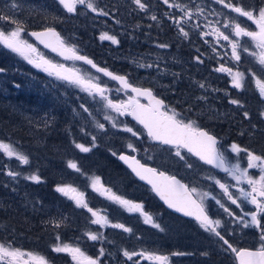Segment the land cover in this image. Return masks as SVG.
<instances>
[{
  "label": "rangeland",
  "instance_id": "374dc122",
  "mask_svg": "<svg viewBox=\"0 0 264 264\" xmlns=\"http://www.w3.org/2000/svg\"><path fill=\"white\" fill-rule=\"evenodd\" d=\"M123 3H121V6H124L123 9L127 7L126 0H121ZM53 3V7H46L45 9L49 10L53 13V9L58 12L55 13V17H57V21L60 22V24L54 26V23L47 24L48 26H51L50 28L59 29L60 32L68 38L73 45L78 47V41L79 38L77 37V33L79 32V29H81V25L79 23L80 20H86L85 28L87 26H90L94 29V32L91 33V35H97L100 37L102 33H105L106 31L103 29L104 24H100L99 27H95L94 23L96 22V17H98V13L92 17L89 15V13H93L90 10L86 9L85 7L78 6V10L76 13H68L66 10L62 8V6L59 5L58 0H39L37 2L38 8L42 9L43 3ZM96 3V0H94ZM12 3L8 2L6 0H0V14L8 15L9 10H14L12 8ZM117 7L122 9L119 5V2L117 1ZM126 3V4H125ZM253 5V4H252ZM155 7L153 6V10ZM52 16L55 20V17ZM14 18L18 19L23 24V16L14 15ZM237 15L235 16V18ZM81 18V19H80ZM99 18V17H98ZM244 17H239L237 19V22L241 23L242 27L244 26ZM152 19L147 20L148 24H153ZM128 25V24H126ZM254 26V25H253ZM14 26L11 24H7L4 22H0V28L11 30ZM24 27V26H23ZM47 27V26H46ZM116 27V26H114ZM88 29V28H87ZM108 29V28H107ZM118 29V27H116ZM255 31H258L256 25H255ZM90 34V33H89ZM22 38L27 40L28 43L32 44L36 49L39 55H42L45 59L54 61L52 59V55H50L49 52L46 50H42L35 41H32L29 36L27 35V30L24 28V32L21 34ZM84 36H87L86 34L82 33L81 38ZM163 39V36H155L156 41H160ZM95 45L97 43L95 42ZM241 46L238 48V51L240 52L241 59L239 61H236L232 57V52H229L226 56V53L221 51L218 55L217 52H215V55L218 56L220 62L218 65H214L213 68L210 67L208 64H203L198 62L195 58L197 55H195V52L193 49L185 48L183 50L189 51L192 53V59H191V66L193 69H195L194 72H191V70H188V81L191 80V76L193 74L202 75V80L198 79L194 81V84L197 83H203L205 85L204 88H201L200 86L196 87V89H189L184 88L185 81H183L180 77V70L176 68V66L179 64V56L176 50H169V48H159L154 49L153 51L157 52L153 53V55L145 56L143 58V61L139 62L138 65L136 63L135 55L133 54H126L123 55V60H129L131 62V75L137 76L139 72H142L145 76L143 77V80L145 83H151L153 87H155L157 90H159L160 93L165 92L169 95V100L171 101V105L175 107L176 112L181 114V117H183L185 120H194L196 121L197 125L201 128L209 129L211 132L219 133L217 134L218 137L223 138L225 143L223 144V151L225 154L226 159L228 162L232 165L239 164L241 169L247 168V155L244 152H241L239 154L231 152L230 145L232 143L238 144L242 148H246L249 151H252L255 153L254 149L251 146L253 142H255L257 138V132H260L262 129L259 126H264V117L260 115V120H255L257 118V113L259 107V112L264 111V99H262L259 95L258 89L255 85L252 73H255L257 77L264 79V71H262V66L258 63V57L260 56L261 52L264 51L256 46V42L251 40H245L244 42L239 43ZM2 48H4L3 45H1ZM86 46H89L86 42ZM91 47H93V43L91 44ZM232 51V48L229 46ZM244 48H247L248 51H243ZM9 54H13L15 56L16 61L19 64H14L13 61L11 63L7 64V67L1 66L5 69L4 72L0 73V93H8L10 91L9 86H14V81L18 80L19 84L22 81L24 83V87H28L30 89L35 88L36 86V78H29L28 80L23 78L26 77L22 72H19V69H21L24 65V63L30 68L34 70L37 69L40 72H42L44 75H48V73L42 71L41 69H38L34 67L33 65L29 64L25 59L18 56L16 53L11 52L9 49L4 48ZM181 50V49H180ZM182 50V51H183ZM180 55V54H179ZM167 56L168 58L164 57ZM225 57V58H224ZM230 57V58H226ZM181 58V55H180ZM224 58V59H223ZM182 59V58H181ZM201 60V59H200ZM203 61V60H201ZM247 71L244 73V87L243 89H235L232 87V77L225 72L227 75H224L225 73H219L215 72L213 70L219 68L222 64H225V66L230 67L233 71V73L237 71H241L240 66L244 62H246ZM141 65H144V67H141ZM147 65H151V67H147ZM72 67L75 68L82 76H84L86 79H92L93 82L100 83L102 86L106 87L107 89H114V86H111L109 82L106 79H102L97 73L91 72L89 69L84 67L83 65H77L76 63L72 64ZM11 69L13 71H11ZM244 69V68H243ZM18 72V75L15 76V74ZM243 73V72H242ZM247 73V74H246ZM47 76V82H43L40 84L42 87L53 90L54 97L57 98L56 102L54 103L55 106H59L62 102V99H65L67 106V112L69 114V117L66 118V130L69 134H72L71 132L72 128H76L78 132H80L82 143H85V147L92 146L94 143L95 146L91 148L89 152H92V154L87 155V159L91 162H96L101 159V154H103L104 157L111 156V158H105L106 161L110 159H117V156L119 152L124 147L127 150H130L127 148L128 143H133L131 141L132 135L128 132H125L123 129L127 125L126 118L123 117V115H120L119 113L113 111L112 109L108 108L106 106V101L101 99L99 96H93L89 95L87 91L82 90L81 87H78L73 84H69L68 82H64L63 80L57 79L54 75ZM224 77H227L224 78ZM15 78V79H14ZM23 78V79H21ZM38 81V80H37ZM228 81L225 86L227 85L229 89L220 87L221 84L224 85V83ZM199 84V85H200ZM66 85V86H65ZM17 88H21V86L16 85ZM64 87V88H62ZM248 87V90H250V93L252 95V99L248 100L250 97L245 92ZM63 90H70L69 93H64L60 91V89ZM79 89V90H77ZM76 90V91H75ZM78 91V94H77ZM238 92V98L239 101L241 100L240 97H242V100H248L246 108L244 109L243 103L239 105L232 104L230 101L235 99V96H237ZM120 94L117 90L114 92L113 90L109 92L108 94H105L109 99L113 101V99H116L117 95ZM173 99H172V97ZM241 95V96H240ZM77 99V103L74 104V98ZM258 98L262 101L261 104H259ZM61 102V103H60ZM114 102V101H113ZM189 103V104H188ZM72 105V106H70ZM83 105V107H81ZM259 105V106H257ZM65 106V105H63ZM70 106V109L68 108ZM84 108H87L88 111H84ZM257 109V111H256ZM238 110H242L241 112H237ZM247 111L249 113V117L245 118L243 113ZM260 114V113H259ZM105 116H110L112 120H106ZM48 122H51V118L48 117ZM113 122L117 125L116 127H113ZM98 124H103L104 128L101 129L98 127ZM263 131V130H262ZM214 133V134H215ZM93 137H95V140H93ZM97 140V142H96ZM93 142V144L91 143ZM69 145H73L74 143L68 141ZM134 144V143H133ZM159 151H162L158 149ZM176 150H165L164 155L157 158H146L149 162L154 163L155 165L159 166L163 170H167L168 168L169 172L174 175H178L182 180H184L187 184L191 185V188H196L197 193H194L199 200H201V195L203 193H210L211 196H215L217 199L221 201L224 205L230 204V201L226 198V196L223 194L222 190L220 189L219 185L215 183V180H219L221 183L224 181V175L220 174L219 172H216L212 168H208L204 166L201 162H198L196 159H194L192 156L182 153V155L185 156V160H181L178 156L175 155ZM115 152L116 155L114 156L112 153ZM96 156L95 158L91 156ZM187 163H191L193 165L192 168L187 167ZM253 170L256 168H252ZM250 171V170H248ZM8 174V173H7ZM249 175V174H248ZM9 176V175H8ZM250 176V175H249ZM11 177V176H10ZM211 177V178H210ZM77 182V181H75ZM130 185L132 188L130 190H127L117 184L119 187V192L125 193V196L122 195L124 199H127L129 201H132L136 199V197L145 198L150 206L151 209V215L157 217L156 221L160 222L162 224V220H165L167 224L171 226L170 227H164L156 222V224H159V228H155L152 225L150 226V233L151 235H145L143 237L144 239L149 238V244H154L155 240L153 238H160L164 237L166 243H173L176 244L180 242L179 237H183L186 242L192 241L190 240L191 237H193L195 234L193 231H197V227L192 221H186L182 219H178L177 217L173 216L171 212L164 209L163 207H160L159 204L154 201V198L150 189L147 186H142L138 184L134 179H130ZM127 192V194H126ZM9 193V194H7ZM17 195L18 192H15L13 188H9L7 186L5 193H3L0 196V204L5 206V202L10 201L13 199L15 202L17 201ZM106 196V195H105ZM104 196V197H105ZM211 196L205 197L203 199V204L205 207H209L212 215H214L216 218H220L221 222L224 224L227 220L225 218V215L227 213L216 203L215 200L211 199ZM104 209L111 210L110 215L108 212H103L100 208L95 209V211H99L101 215L107 216L110 224L120 223L124 224L126 227L130 228L135 221H141L144 222V217L139 215L138 212H129L125 207L115 203L112 200H105V198H101ZM135 203V202H134ZM255 211V206H249L248 212ZM81 213H77L76 216L78 218L76 219V229H71V232L67 235V238L65 239V242L59 241V243L63 244H69L73 247H80L81 244H86L84 251L86 254V251H88V248L93 251L95 249L94 253H97L98 255H91L90 257L97 259L98 264H129L128 259L123 255V251L127 250L128 252L132 253L133 248L130 244L131 235L133 234V230L129 232H124L122 229L113 228L110 225L105 227H94L90 222L87 220V215L84 210H79ZM61 217H64L65 213H63V216L59 213L58 214ZM263 215V214H262ZM53 216V215H52ZM55 217V216H54ZM91 217H93L91 215ZM113 218H116L117 220H114ZM251 217L249 216V221ZM69 221H74V219H70L65 221L64 223H69ZM1 223V222H0ZM60 224H64L62 222H58ZM3 226V223H1V227ZM201 228V227H200ZM154 234L151 232L152 230ZM225 229L228 232V235L231 238H237L239 235H243L247 232V230L251 229L252 233L254 235V240L252 239V244L249 247H258L260 246V229L252 226L245 228L243 226V223L239 220L235 223L231 224L227 221ZM202 230V228H201ZM205 231V230H204ZM87 232H93V233H102L103 236L101 239L97 241H92L87 238L85 233ZM166 232V237L164 236V233ZM171 232V233H170ZM206 232V231H205ZM250 234V233H246ZM212 234L209 232H206L201 234L200 237L202 238L203 243L200 245V243H197L195 245L198 246L196 250L192 249L191 251H194L196 254L201 255L202 259L208 264H213L211 262V256L212 253H218L219 255L222 253H226L223 249L222 245L217 243L216 241H213L211 238ZM7 238L8 236L5 234L4 236ZM254 241V242H253ZM0 243L10 244L11 246H14V243H11L9 240L0 241ZM23 247L25 242H21ZM188 244V243H187ZM157 245V243H156ZM200 245V246H199ZM21 249V245L19 247H14ZM104 249L103 255L100 254V249ZM204 253H207L206 255ZM90 253H88L87 256H89ZM177 257V256H176ZM133 258V257H132ZM169 261L175 260V258L171 255H169ZM211 259V260H210ZM184 264H186L185 258L182 259ZM215 260H219L220 264H224L221 261V258H217ZM212 260V261H215ZM135 263L137 261L135 260ZM215 263V264H219ZM233 263V262H232ZM52 264V262H51ZM76 264V263H75ZM148 264H152L149 263ZM204 264V263H201ZM227 264H229L227 262ZM235 264V263H233Z\"/></svg>",
  "mask_w": 264,
  "mask_h": 264
},
{
  "label": "snow or ice",
  "instance_id": "6c2138e0",
  "mask_svg": "<svg viewBox=\"0 0 264 264\" xmlns=\"http://www.w3.org/2000/svg\"><path fill=\"white\" fill-rule=\"evenodd\" d=\"M58 3L68 13H76L78 6H84L93 13H98L104 16L109 15L108 12L98 8L94 0H58ZM132 3L135 4L141 11H146L148 9V5L144 2V0H132ZM163 3L168 5L170 8H178L181 11H184V15L189 19L191 18V13L185 10L182 5L169 3V0H163ZM215 3L222 5L223 8L237 14L236 18H232L228 23L224 24L225 28L231 27L232 33L235 37L251 38V40L256 42V46L258 48L264 50V4L259 7H245L240 3V0H236V2H233V0H215ZM11 7L16 8L17 5L13 3ZM239 17H244L247 18L248 21H252L256 25L258 31H250L247 28L242 27L241 23L237 22ZM151 19L156 20L157 17L153 15ZM0 22L14 26L11 30L0 28V45H3L4 48L16 53L18 56L25 59L29 64L48 73V75H54L57 79L81 87L82 90L87 91L89 95L99 96L107 102L106 106L108 108L120 115H132L139 124L143 125L148 137L163 145L173 146L176 149L175 155L181 160H185V156L181 154L180 150L186 149L187 153L197 157L204 164L222 169L224 172L232 175L237 183L245 180L251 186L252 190L250 192H246L243 188H241L239 191L241 196L247 199L248 203L255 205V211L244 213V216L251 217L250 221H245L244 216L236 218L243 222V226L245 228L254 226L260 229V247L256 250L246 248L237 249L229 242V240L225 239V237L221 235V232L217 230L221 227V221L218 219H211L205 211L203 204V199L211 196L210 193H203L201 195V200L198 203L192 196L193 193H197L196 188H189L187 185L182 184L179 180H177L175 176H168L164 172H158L154 168L141 164L135 156L123 154L119 156V159L128 163L129 167L132 168V171L135 172L141 180H147V182L152 185L153 191H155L157 195H159L160 198L168 204V207L175 208L177 211H183L187 216H195L196 220L199 221L201 227L204 228L205 231L213 233L220 241L223 242V245L227 246L225 250H231V252L236 255L239 264H264V215H262L264 214V155H257L246 148L240 147L236 143H232L230 145L231 152L236 154L241 152L246 153L247 168L241 169L238 163L232 165L231 168L226 166V157L224 152H222L220 147H218L219 142L217 137L212 135L209 131L199 127L196 121L181 118L180 113L176 112L174 109H169L163 100L158 99L155 95H153L151 89L134 87L128 82L125 76L115 75L106 68L98 67L87 56L79 55L74 47L66 45L61 39L60 34L56 32L54 28H46L43 32L31 33V35L35 36L42 44L45 45V47L51 48L54 52H58V54L63 56L65 59L83 61L84 63L91 65L92 68H95L97 72H101L104 76L110 77L114 81H118L123 89H130L132 93H135V96L130 97L127 102L115 103L105 95V92L108 91V89L100 83L93 82L92 79H86L79 72L67 69L61 64H54L51 60H47L42 55H39L37 49L32 44L28 43L27 40L22 38L21 34L24 32V27L21 21L11 15L0 14ZM174 23L178 27L180 34H182L183 37L188 38L189 33L181 26V20L176 19L174 20ZM214 31L218 38L229 41L232 48V57L234 60L239 61L241 59L240 52L238 51V48L241 47L239 43L231 40L229 35L221 32L218 28ZM210 34L211 33H203V35ZM99 38L102 41H111L112 44L119 43L115 36L109 35L108 33H102ZM158 46L161 48L169 47L167 44H160ZM243 51L247 52L248 49L244 48ZM195 59L200 63L203 62L200 60L199 56ZM258 63L262 66V71H264V51H262L258 57ZM141 67H144V65H141ZM147 67H151V65H147ZM215 70L218 72H227L232 77V87L235 89H243L244 73L239 71L233 73L231 68H226L223 65ZM4 71L5 69L0 67V73ZM252 76L260 97L264 99V79L257 77L255 73H252ZM199 86L201 88L205 87L203 83ZM137 97L147 98L148 104H141ZM230 102L235 105L240 104V101L235 99ZM81 107H83V105H81ZM84 111H88V109L84 108ZM243 115L245 118L249 117V113L247 111H245ZM260 115L264 117V111H262ZM105 119L112 120L110 116H105ZM116 126L115 122H113V127ZM98 127L103 129L104 125L98 124ZM123 130L131 133L132 136L138 135V133L131 127L125 126ZM93 140H95V137H93ZM76 147L79 148L81 152H89L91 150L83 144H76ZM127 148L133 152L137 151V148L132 143H128ZM0 152H3L9 158L15 157L24 164L28 163V157L18 152L10 143L0 141ZM112 154L114 156L116 155L115 152ZM68 166L79 171L74 162L69 161ZM187 167L192 168L193 165L191 163H187ZM252 168L260 169L261 175L259 180L253 179L248 175V169ZM237 173H239V175H237ZM8 175L15 177L19 175V173L9 171ZM26 178L37 183H39L41 179L35 174ZM215 183L219 185L227 199L243 211L241 204L238 203L239 197L234 198L233 194L229 191L228 185L221 183L219 180H215ZM98 185L99 187H97ZM92 187L94 190L99 191L101 195H106L109 200L125 207L129 212L140 213V215L144 217L145 224H151L155 228L160 227L159 224L154 223L153 217L144 211L142 204L133 203L132 201L124 199L122 196L113 193L110 188H105L100 183L99 177L93 179ZM56 191L69 196L70 199L75 201L78 207L87 209V211L95 217L91 223L100 225L102 228L110 225L113 228L122 229L124 232L130 233L132 231L131 228L126 227L124 224H110L107 216L101 215L99 211H94L88 206V203L84 198V193L78 192L77 189L71 186H58ZM211 199L215 200L229 216H236L234 212L225 207V205L215 196H211ZM59 226L60 225L57 222L56 227ZM85 235L92 241H97L103 236L102 233L93 232H87ZM56 239L59 241L60 237L57 236ZM52 251L56 253H68L72 260L76 261V264H98L97 259L85 255L79 247H73L66 243L54 244L52 246ZM103 253L104 249L101 248L100 254L103 255ZM204 254L206 255L207 253ZM123 255L128 259H132L134 255H137V253H130L127 250H124ZM140 255L143 256L144 254L140 253ZM145 258L155 261L157 264H168L167 256L149 254ZM0 264H49V262L42 255H37L30 251H22L19 248L12 247L10 244L6 245L5 243H0Z\"/></svg>",
  "mask_w": 264,
  "mask_h": 264
},
{
  "label": "flooded vegetation",
  "instance_id": "af4514ba",
  "mask_svg": "<svg viewBox=\"0 0 264 264\" xmlns=\"http://www.w3.org/2000/svg\"><path fill=\"white\" fill-rule=\"evenodd\" d=\"M117 1L119 2V5L122 9L117 7V3H116ZM144 2L148 5V9L146 11L139 10L137 6L132 3V0H126L127 7L125 9H123L124 6H121V3H123V1L121 0H96L97 7L108 12L109 15L104 16L98 14L97 16L99 18L96 17V22L94 23V26L99 27V25L103 23L104 24L103 29L106 31L105 33L115 36L119 41L118 44H112L111 41L108 40H103V41L100 40V38L97 36L99 32L97 33V35H91V33L94 32V29L91 27V25L87 26L88 29L85 28L84 22L86 20L79 21L81 25V29H79V32L77 33V37L82 39L84 45V47H82L83 49L73 45L68 38L63 36L62 33L61 34L66 44L69 45L70 47H74L77 52L79 53L81 52L83 54L92 57L101 66L106 67L112 72H118L122 75L128 76V80L130 81V83H132L136 87L140 86L143 88L151 89L153 91V94H155L158 98L166 102V105L168 106L169 109H174L176 111L175 107L171 105V101L169 100V95L165 92L160 93L159 90L153 87L151 83H147V82L145 83L142 77L145 75L142 72H139L137 76L131 75V70H132L131 62L133 60L125 61L122 59L124 57L123 55H126L127 53L128 54L131 53L135 55L136 63L138 65L139 62L143 61V58H145V56L153 55V53L157 54V52L153 50L159 49L160 47L158 45L167 44L169 45L168 47L169 50L173 49L176 50V52L178 53L179 64L176 66V68L181 71L180 77L183 81H185L184 88L186 87L189 89H196V87H198L200 83L194 84V81H196L197 79L198 81L202 80V75L193 74L191 76V80L188 81V73H187L188 70L194 72L195 69H193L191 66L192 53L189 52L190 63H187L185 52L182 51L183 49L185 48L193 49L195 55L199 56L200 59L203 60V64H208L210 65V67H212L213 65H215L213 61V57L217 65L220 62L218 56L215 55V52H217L219 55V53L223 51L226 53V56H229L228 53L232 52L230 51L231 50L230 48L229 49L227 48L229 46L231 47L229 41H225L222 38H218L217 35L215 34L214 31L215 29L218 28L221 32H224L226 35H229L231 40L237 41L238 43L244 42L245 40H249V37H235L234 34L232 33L231 27L229 28L224 27V24L228 23L230 19L235 18L237 14L232 13L230 12V10L223 8L222 5L215 3V0H169V3L180 4L185 8V10L189 11L191 13L190 19L184 15V11H181L178 8H170L168 5L163 3V0H144ZM240 3L245 7H252V6L259 7L262 4H264V0H240ZM153 6L155 7L154 10H153ZM93 14L94 13H89L90 16H92ZM96 14L97 13H95V15ZM153 15H155L157 19L153 21L152 25L151 24L147 25L146 23L147 20L151 19ZM176 19L181 20V26L184 28L185 31L189 33L188 38H185L183 37L182 34H180L178 27L174 23V20ZM114 26L118 27V29H116V27ZM244 26L250 31H255V24L252 21H248L247 18H245L244 20ZM82 33L86 34L87 36L81 38ZM203 33H211V34L203 35ZM155 36H159V37L163 36V39L160 41H156ZM86 42L89 46H86ZM95 42L97 43V45H95ZM92 43H93V47H91ZM202 45L206 47V51H203ZM87 50H91V51H87ZM179 54L181 55L182 59L180 58ZM120 55L122 58L120 57ZM51 57L54 60L52 61L54 64L64 65L67 69L73 68L72 67L73 63H76L79 66L83 65L81 62L79 63L72 60L65 61L58 56L52 55ZM164 57L168 58L167 56ZM226 58H230V57H226ZM245 63H247V61ZM222 65L226 68H230L225 66V64ZM213 71L218 72L216 70ZM246 71L247 69L245 71L242 70L239 72L245 73ZM219 73L221 72H218V74ZM98 75L102 79H106L109 82V84H111V86H114V89H112L114 92L116 90L120 92V94H116L117 95L116 99H113L115 103L127 102L130 97L134 96L130 91L123 90L122 88L119 87V85L108 80L105 76L103 77L100 74ZM224 75L227 74L225 73ZM224 78L227 79V77ZM227 82L228 81L224 83V88L229 89L227 85L225 86ZM222 85L223 84H221L220 87H222ZM112 90L108 89V91H106L105 94H108ZM245 92L250 97L248 100H251L253 97L251 94H249L250 90H248V87ZM236 93L237 96H235V98L238 100V92ZM0 94L8 98L7 93L1 92ZM137 99H139L141 104H145V105L148 104V101L143 97H137ZM248 100L240 101L241 104L243 103L244 108L246 107L247 102L250 103V101ZM3 101L6 102L7 100L3 99ZM123 117L126 118L127 121L126 126L131 127L134 131L138 133L137 136H132L131 138V141L134 143V146L137 148V151L133 152L132 150H127V149L126 150L128 152H131L132 154H136L141 162L148 164L152 167H155L159 171H164V172L166 171L169 174H171V172L167 171L169 170L168 168H166L167 170H163L154 163L149 162L146 158L153 159V158L161 157L164 155V152L162 151L176 150V149L170 146H166V145L163 146L161 144L155 143L154 140L148 137L146 130L136 121L134 122L132 120L131 115L125 114L123 115ZM158 149L162 151H159ZM180 151L186 154V156L190 155L184 149H181ZM255 154L260 155L259 153H255ZM15 169H16L15 173H19V169L18 168ZM248 170H250L248 171V174L253 179L259 180V177L261 175V171L259 168H256L254 170L253 169H248ZM81 174H82L81 177H83L84 179L76 180L77 185L79 186L74 185L73 188L77 189L78 192L84 193V198L85 201L88 203V206L95 211V209L90 203L96 204L100 201L101 198H105V200H109V199L107 198V196L101 195L99 191L93 189L92 181L97 176L94 177L93 175L88 174L86 172L85 173L81 172ZM237 175H239V173H237ZM99 179H100V183L104 186L103 180L100 177ZM135 181L138 184H140L137 180ZM222 183L228 185L229 191L233 194L234 198L239 197L238 203L241 204L243 211H241V208H237L236 205H233L230 201V204L225 205V207L229 208L230 211L234 212L236 216L235 217L229 216L227 213V215H225V218L227 220L225 221L224 224L221 222V227L218 228L217 230L220 231L221 235H223L225 239L229 240V242L237 249L249 248V246L253 245L252 239L254 240V235L251 229L247 230L246 232V233H250L249 235L245 233L243 235H239V237L237 238H231L228 235V232L225 229V227L227 221L232 226V223L239 221V219H237L236 217L244 216V213L248 212L249 206H255L253 204L248 203L247 199L241 196L239 191L241 188H243L246 192H250L252 188L245 180H242L240 183H237V181L230 174L224 175V181ZM38 186L39 185H37V187ZM97 187H99V185ZM104 187L110 188L113 193L122 196L121 194L118 193L115 187L113 186L111 187L104 186ZM139 198L140 200H133V203L135 202L142 204L144 207V211L151 215V209L148 201L145 198H141V197ZM67 201L75 202L73 199H70L69 196L67 197ZM154 201H156L160 207H163L156 197L154 198ZM99 208L103 212H106V209L102 207ZM206 208L208 209L209 213L212 214L209 207ZM80 210H84V212H86L88 222H90V220L92 221L93 219H95V217H91V213L88 212L87 209L80 207ZM152 217L154 223L157 222L160 225L167 228L170 227L171 229V226L167 224L165 220H162L163 222L161 224L160 222L156 221L157 217L155 216ZM212 218L221 221L220 218H216L215 216H212ZM180 219L190 222L192 221V223H194L196 227L198 228L201 227L200 223L197 221L187 220L184 218H180ZM244 220L249 221V216H244ZM92 225L97 228H99L100 226L93 223ZM150 226L151 224H145L144 222L141 221H135L133 225L130 227L132 230L134 229L132 232L133 234L131 235L130 244L132 245L133 251L137 253V255H134L132 259H126L125 257V259L129 261V264H148V262L152 264H157V262L145 258L149 254L158 255V256H167L168 258L169 255L173 256L175 260L169 261L168 259V264H184L182 260L184 258L186 260V264H201V263L208 264L204 261V259H202L201 255H198L194 251H191L192 249L196 250L198 248V246L195 244L200 243L201 245L203 243L202 238L200 237L199 234L193 232L195 235L191 237L190 240L192 241H188V242H186L183 237H179L178 239L181 241L176 244L166 243L164 237H160V238L158 237L157 239L153 238L155 240L154 244H149L150 237H147L148 238L147 240L144 239L143 237H145V235H149V236L151 235L149 231L151 228ZM202 230L205 229L202 228ZM153 231L155 230L153 229L151 231L154 234ZM209 233L212 234L211 236L212 240L221 244L223 249L225 250L227 246L223 245V242L220 241L219 238L216 237L213 233L211 232ZM164 236L166 237V232L164 233ZM259 247L260 246L256 247V249H258ZM225 252L226 253H222L220 255L218 253H212L211 259L215 260L219 257L222 260L221 262L224 264H227V262L229 264H233V263L237 264L235 258L236 255L233 252H231V250H225ZM140 253H143L144 255L142 256L140 255ZM178 253H182V254H178ZM135 260L137 261V263H135ZM212 260L211 262L213 264L219 263V260H215V261Z\"/></svg>",
  "mask_w": 264,
  "mask_h": 264
},
{
  "label": "trees",
  "instance_id": "16d2710c",
  "mask_svg": "<svg viewBox=\"0 0 264 264\" xmlns=\"http://www.w3.org/2000/svg\"><path fill=\"white\" fill-rule=\"evenodd\" d=\"M6 1L7 3L13 1L17 5L14 10H9L8 15L23 16V26L27 31L43 29L49 23H54V26L55 24H60L57 21V17L54 16L58 12L53 9L52 13L45 9L48 6L53 7L52 2L43 3V8L40 9L37 7L39 0ZM233 2L236 1L233 0ZM52 16L55 17V20ZM78 47H84L80 38ZM202 49L206 51L205 46ZM183 51L185 52L187 63H190L189 51ZM11 61L14 64H19L15 56L9 54L0 45L1 66L7 67L6 65L11 63ZM213 61L217 65L214 57ZM240 67L241 69L239 70L241 71L247 69L245 62ZM11 71L13 70L11 69ZM19 72H22L26 76L23 78L27 80L28 77L36 78L37 84L35 88L30 89L24 87L22 81L19 84L18 80H15L14 86L12 88L11 85L9 86L8 98L0 94V141L10 143L18 152L28 157V163L24 165V163L15 157L9 158L3 152H0V196L5 193L7 186L18 192L16 202L11 199L5 202V206L0 204V222L3 223L2 227L0 223V241L9 240L15 244L12 247H19L21 245L22 251H30L37 255H42L47 259L49 264L51 262L52 264H75L76 261L72 260L68 253H56L52 251L54 244L59 243L60 240L61 242H65L71 229L77 228L75 223L78 216L76 214L81 213L79 212L80 207L75 202L67 201L68 196L56 191L58 186H79L75 181L84 179L81 177L82 174L76 169L68 166L69 161L74 162L78 166L79 171L86 172L94 177H100L104 182V186H113L119 194L124 196L125 193L119 192L117 184L130 190L132 188L130 185L132 175L129 174L127 169L117 159L106 161L105 158H111V156L104 157L101 154L100 160L96 162L89 161L87 155L90 156L92 152H81L76 147V144H85L82 143V134L76 128H72V134H69L65 129L66 118L69 117L66 103H64L66 100L62 99V103L60 102L59 106H55L54 103L57 98L54 97L53 90L49 89V87L46 90L45 87L40 85L43 82H47V76L39 70L35 68L33 70L24 63ZM16 75H18V72ZM16 85L21 86V88H17ZM62 88L60 91L63 92V95L64 93H69L70 90H63ZM3 99L7 101L5 102ZM240 99L242 100V96ZM258 101L259 104L262 103L259 98ZM73 103L76 104L77 99ZM70 106L68 107L69 109ZM257 109L258 113L255 120H260L259 113L261 112H259V107ZM241 111L238 110L237 112ZM48 117L51 118V122L47 121ZM259 126L263 131L261 130L256 133L258 136L250 147L254 149L255 153L264 155V126L260 124ZM68 141L73 142L74 146L69 145ZM91 143L93 144L92 141ZM93 145L89 146V148L91 149ZM91 157L95 158L96 156ZM15 168L19 169L18 177L8 176L7 173L9 171L15 172ZM33 174L41 178L39 183L26 178ZM37 185L39 186L37 187ZM135 200H140V198L136 197ZM90 204L93 208H104L102 200L96 204ZM106 212L110 215L111 210H106ZM59 213L62 216L65 213L64 217L59 216ZM69 218L74 219V221L64 223ZM113 219L117 220L116 218ZM59 221L64 224L59 223L60 226L56 227V223ZM199 232L201 233L202 231ZM5 234L8 236L7 238L4 237ZM57 236L60 237L59 241L56 239ZM20 241L25 242V247L22 246ZM85 245L84 243H80L82 250H87L84 249ZM94 252L95 249L91 251L88 248L85 255H88V253H90L89 256L93 254L95 256L98 255Z\"/></svg>",
  "mask_w": 264,
  "mask_h": 264
},
{
  "label": "water",
  "instance_id": "95a60500",
  "mask_svg": "<svg viewBox=\"0 0 264 264\" xmlns=\"http://www.w3.org/2000/svg\"><path fill=\"white\" fill-rule=\"evenodd\" d=\"M46 28H44V29H42V30H35V29H33L32 31H29V36L32 38V40H34V41H36L41 47H43L44 49H47L49 52H51L52 54H54L55 56H59V57H61L62 59H64V60H71V59H65L63 56H61V55H59L58 54V52H54V51H52V49L51 48H48V47H45V45L44 44H42L35 36H32L31 35V33L32 32H43L44 30H45ZM56 30V32H58L59 34H60V32H59V30L58 29H55ZM60 37H61V35H60ZM61 39H62V37H61ZM63 40V39H62ZM64 41V40H63ZM65 43V42H64ZM79 55H83V56H87V55H85V54H82V53H78ZM88 57V56H87ZM89 59H91L98 67H100V68H102L101 66H99L92 58H90V57H88ZM76 61H78V60H76ZM78 62H83V61H78ZM84 63V62H83ZM85 65H87V66H89L91 69H93L95 72H97V70L95 69V68H92L91 67V65H88V64H86V63H84ZM104 68V67H103ZM71 70V69H70ZM108 70V69H107ZM109 71V70H108ZM111 72V71H110ZM97 73H100V74H102V75H104L103 73H101V72H97ZM113 74H115V75H119V74H117V73H113ZM107 77V76H106ZM109 79H111L110 77H108ZM127 78V80H128V77H126ZM112 80V79H111ZM112 81H114V80H112ZM115 83H117V84H119V82L118 81H114ZM131 84V83H130ZM119 86L121 87V85L119 84ZM134 86V85H133ZM135 87V86H134ZM122 88V87H121ZM139 88H141V87H139ZM123 89V88H122ZM125 90V89H124ZM130 90V89H129ZM127 91V90H126ZM131 91V90H130ZM133 95H135V93H133ZM154 95V94H153ZM143 98H145V97H143ZM158 98V97H157ZM147 101H148V99L147 98H145ZM159 99V98H158ZM165 103V102H164ZM131 118H132V120H134V121H136L137 123H138V121L137 120H135L134 119V117L131 115ZM139 124V123H138ZM139 125H141V124H139ZM142 127H143V125H141ZM213 135V134H212ZM217 140H218V138H217ZM219 141V140H218ZM154 142L155 143H158V144H161V143H159L158 141H155L154 140ZM170 146V145H169ZM171 147H173V146H171ZM186 150V149H185ZM121 154H123V155H129V156H135V158L137 159V160H139L138 159V156L137 155H132V154H128V153H125V152H121L120 154H119V156L121 155ZM119 156H118V162H120L121 164H123L124 166H126L127 167V169L129 170V172L132 174V175H134L135 176V178L139 181V182H141L142 184L144 183L145 185H147V186H149L151 189H152V185L151 184H149L148 182H147V180H141L140 179V177L139 176H137L136 174H135V172H133L132 171V168L131 167H129V164L128 163H125L124 161H122V160H120L119 159ZM195 157V156H194ZM195 158H197V157H195ZM198 159V158H197ZM199 160V159H198ZM140 161V160H139ZM200 161V160H199ZM140 163L141 164H144V165H146L147 167H150V168H154V169H156L155 167H152V166H150V165H148V164H145V163H143V162H141L140 161ZM207 165V164H206ZM208 166H210L211 167V165H208ZM226 166H227V164H226ZM214 168V167H213ZM215 169H217V170H219L220 172H222V173H226V172H224L222 169H219V168H215ZM157 170V169H156ZM158 172H163V171H158ZM166 175H168V176H171L170 174H168L167 172H164ZM176 177V176H175ZM176 179L177 180H179L182 184H185L179 177H176ZM186 185V184H185ZM152 193H153V195L154 196H156L158 199H159V201L163 204V206L165 207V208H168L170 211H172L174 214H176V215H180V216H182V217H184V218H186V219H194V220H196V218H195V216H187V215H185L184 214V212L183 211H177L175 208H170V207H168V204L167 203H165V201L163 200V199H161L160 198V196L159 195H157V193L155 192V191H153V189H152ZM192 196H193V199H195L198 203H199V201L197 200V198L192 194ZM206 211V210H205ZM207 212V211H206ZM208 214V213H207ZM210 217V216H209ZM212 219V218H211ZM197 221V220H196ZM250 250H255V249H251V248H249ZM236 261H237V263L239 264V261H238V259H237V257H236Z\"/></svg>",
  "mask_w": 264,
  "mask_h": 264
},
{
  "label": "bare ground",
  "instance_id": "6f19581e",
  "mask_svg": "<svg viewBox=\"0 0 264 264\" xmlns=\"http://www.w3.org/2000/svg\"><path fill=\"white\" fill-rule=\"evenodd\" d=\"M92 16H94V14Z\"/></svg>",
  "mask_w": 264,
  "mask_h": 264
}]
</instances>
